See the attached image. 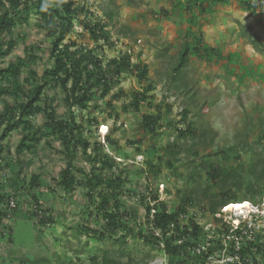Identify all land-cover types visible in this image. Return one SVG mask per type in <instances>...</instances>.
Listing matches in <instances>:
<instances>
[{
  "label": "rangeland",
  "instance_id": "374dc122",
  "mask_svg": "<svg viewBox=\"0 0 264 264\" xmlns=\"http://www.w3.org/2000/svg\"><path fill=\"white\" fill-rule=\"evenodd\" d=\"M260 1L257 2L262 4L261 9L253 13L244 9V0H84L83 3L94 12L91 21L107 22L105 12H115L112 24L107 27L115 45H105L99 49V45L93 43L78 21L74 23L67 42L92 49L103 64L127 55L133 64L147 65L149 80L155 88L150 95L154 97L150 98V105H142L138 112L128 109L133 93L145 85V80L140 82L132 73L122 74L112 92L91 103L86 110L68 109L57 89L49 90V96L55 98L59 114L72 113L77 120L83 119L84 134L91 143L105 142L104 136H111L117 142V150L106 144L104 150L116 157L118 169H113L115 174L119 169H126L124 194L120 201L123 203L122 209L135 217L134 221L132 218L128 220L130 226L143 221L141 196L150 190L152 193L157 191L170 210L192 189L203 190L210 185L207 195L218 192L217 186L206 179L210 163L228 168L242 162L248 168L257 154L264 157V54L258 53L249 44L251 35L258 36L264 42V0ZM79 18L81 20L82 16ZM37 23L38 17L32 14L27 23L18 25L12 35L4 38L14 40L16 44L6 57L0 59L2 67L31 53L37 56L34 63L22 68L21 79L28 76L29 69L36 70L37 77H40L44 69L52 64L48 57L50 43ZM200 38L208 51H200V54L189 57L186 66L179 69L184 74L180 85L184 89L176 88L170 72L177 61L180 46L186 41L194 45V40ZM29 47L35 49L26 50ZM186 85L188 88H185ZM114 95L118 98L110 108L106 102H111ZM2 100L12 101L5 96ZM184 108L190 110L187 121L193 127L210 130L207 138L213 135L215 138L216 146H210L208 140L207 144L197 146L199 154L194 160L188 153L192 136L178 139L177 130L187 128V122H179ZM150 114L160 115L158 126L151 133L141 126L142 116ZM86 116L94 117L95 122L86 123ZM31 121L38 127L43 117L36 116ZM19 139V132L13 131L1 143L0 184L5 185L4 191L14 190L20 185L23 187L17 194L19 209L11 220L4 222L5 233L0 232V254L8 255L12 249L11 257L14 258L2 257L0 264H72L77 259L83 264L93 254L100 255L103 249L118 250L120 247L125 254L123 262L132 258L131 264H142L150 250L149 244L144 241L130 236L125 245L119 246L112 239L101 241L83 231L81 227L85 225L94 229L103 228L104 225L97 218L94 205L84 196L83 189L68 193L54 183V178L65 166L59 153L60 143L54 142L52 149H49L44 137L35 151L18 158L15 147ZM241 141L248 144L245 150L227 153L230 146ZM173 144L181 149V154L175 160L167 151V147ZM218 151L220 153L216 155ZM88 152L92 153L91 150ZM223 152H226L225 156ZM75 161L79 167L89 170L90 164L80 151ZM167 161L172 167L167 165ZM147 163L160 164L159 172L155 175L146 173ZM237 170L246 181L249 180L245 170ZM35 173L42 175L40 188L24 192L30 176ZM17 183L20 185L16 186ZM32 192L39 198V204L49 210L47 214L53 223L48 226L39 227L30 215ZM238 197L240 201L235 202L245 200L248 208L253 205L248 201V195L238 193ZM207 199L194 194V205L188 207L189 215L205 230L216 225ZM263 203L264 194L259 206ZM237 214L233 210L222 213L221 217L224 222H232L231 219Z\"/></svg>",
  "mask_w": 264,
  "mask_h": 264
},
{
  "label": "trees",
  "instance_id": "16d2710c",
  "mask_svg": "<svg viewBox=\"0 0 264 264\" xmlns=\"http://www.w3.org/2000/svg\"><path fill=\"white\" fill-rule=\"evenodd\" d=\"M218 1L221 0H214V2ZM83 2L84 0H0V59L6 57L16 44L14 40H5L4 38L7 35H12L18 25L27 23L29 17L35 14L38 17L37 26L45 31L46 38L50 43L48 57L52 63L44 69L40 77H37L36 70L29 69L28 76L23 79H21L22 68H27L37 58L36 55H32L33 53L23 59L18 58L15 62L9 63L7 67H2L0 64V104H2L0 111V171L2 170L1 152L3 151L1 143L13 131H18L20 134V139L15 147V155L18 158L35 151L36 146L44 137L45 145L49 149H52L53 143L57 141L61 146L59 153L63 156L65 166L54 178V183L68 193L74 192L78 188L83 189L84 196L90 204L94 205L97 218L104 225L99 229L90 228L87 225L82 226L81 228L86 234L94 235L101 241L112 239L119 246L125 245L130 236L144 241L145 244H149L150 250L142 264H146V261L154 256L152 252L155 250L164 251L168 256L169 264H194L199 258L191 251L193 245L209 242L216 245L214 248L219 249L226 236L230 235V225L216 216L217 213H220L222 208L220 206L240 201L238 193H242L244 196L248 195V201L253 204L261 202L264 194V157L257 154L248 168L242 162L236 167L228 168L210 163L207 167L206 179L208 182L211 180L210 183L217 186L218 192L207 195L206 192L210 189V185L203 190L192 189L189 195L185 194L183 200L170 210L165 201L160 198L159 193L157 191L152 193L150 190L146 195L141 196L144 207L143 221L135 222L130 226L128 220L132 218L134 221L135 217L127 210L122 209L123 203L120 201V197L124 194L126 169H119L115 174L113 169L118 166L116 157L104 150L105 144L113 150H117V142L111 136H107L105 142L91 143L84 134L83 119L77 120L72 113L59 114L55 98L49 96V90L57 89L59 92H56L61 94L68 109L78 108L79 111H82L97 99H103L109 95L122 74L132 73L140 82L145 80L143 88L133 93L128 107V109L131 108L138 112L142 105L150 103V98L153 99L154 96L150 95V92L155 88L152 81L149 80L147 65L133 64L127 55L111 59L103 64L92 49H87L84 45H77L75 42H67L66 39L72 32L74 23L78 21L82 29L89 34L93 43L99 45V49L105 45H115L111 40L110 30L107 29L112 24V16L115 12L112 10L105 12V16L108 18L107 22L91 21L90 17L94 12H91V8ZM260 2L244 1L243 7L254 13L258 8L261 9ZM201 11L203 12L204 9L202 8ZM80 16H82L81 20ZM194 41V45L187 41L181 44L177 61L171 67L170 78L172 83L176 82L174 84L176 88L184 89L180 88L184 74L179 72V69L186 66L189 57L192 54H200V51H205V53L208 51L204 48L201 38ZM249 44L258 53L264 54V42L258 36H249ZM34 49V47H29L26 50L33 51ZM185 88H188V85ZM4 96L9 97L12 101H1ZM117 98L118 96H112L111 102H106V105L112 108V103ZM94 106L98 107L96 103ZM189 113L188 108L181 111L179 122L183 124L187 122V128L177 131L178 139L185 138L187 135L192 136V144L188 148V153L194 157V160L199 154L197 146L207 144V140L210 142V146L216 145L214 135L207 138L210 130H197L191 122L187 121ZM36 116L43 117V122L38 127L31 121ZM159 119V114L143 115L141 126L149 133L154 132ZM85 122L93 124L95 119L86 116ZM262 139H264V134ZM247 146L246 141L238 142V144L230 146L227 153H239V150H245ZM89 150L92 153H89ZM78 151L89 162L88 171L76 164ZM167 151L172 154L173 160L181 154V149H177L174 144L167 147ZM215 153L217 155L220 152ZM225 155L226 152H223V156ZM123 156L128 157L127 154H123ZM146 165L148 167L146 173L155 175L159 172L160 164L150 165L147 163ZM167 165L172 167L169 161H167ZM203 165L206 166V164ZM194 168L196 169V167ZM237 169L245 170L249 180L246 181ZM41 179L40 173L31 175L27 183L28 188H24V192L28 193L34 188H40ZM19 185V183L16 184V186ZM22 187L20 185L14 190L4 191L5 185L0 184V232L2 234L5 233L4 228L6 227L4 222L11 220L19 209L17 194ZM197 193L200 198L208 197V209L214 215L216 224L211 229L205 230L188 213V207L194 205L193 196ZM10 197H13L16 202L13 208L8 207ZM31 202L30 215L36 225L44 227L53 223V219L47 214L49 210L39 204L36 193H31ZM241 226L247 234H244L242 229L233 230L232 234L239 239L240 248L234 250L233 241H228V253L241 256V264H264L263 229L259 231L249 229L245 223ZM76 233L80 234L81 232L77 231ZM120 248L118 250L103 249L100 255L90 256L89 261L91 264H131L132 258L123 262L125 254L124 250ZM11 250L8 255L0 254V258H14L11 257ZM214 250H209V253Z\"/></svg>",
  "mask_w": 264,
  "mask_h": 264
},
{
  "label": "built area",
  "instance_id": "2783aa9c",
  "mask_svg": "<svg viewBox=\"0 0 264 264\" xmlns=\"http://www.w3.org/2000/svg\"><path fill=\"white\" fill-rule=\"evenodd\" d=\"M15 205H16V202L14 198L10 197L8 200V207L13 208L15 207ZM228 206L222 209V213L228 212V210H226ZM240 211H241L240 214L242 218L240 219L235 218L234 220H231L232 222H230L229 220H225V222L230 225V235L226 236L225 240H223V244L221 248L219 249L214 248L216 245L211 244L209 242L196 243L195 245L191 247L192 253L195 254L197 258H199L197 261L194 262V264H241V258H240L241 256H239L238 254L228 253V243H229L228 241H233L234 250H238L240 248L239 239L237 238V236L232 234V232L233 230H236V229H242L241 231L244 234H247L243 226H241L244 223L246 224L247 228L259 231L260 229H263L264 216L262 214H261L262 216L258 214L259 209L257 205H254V204L251 207L243 208V210H240ZM244 212H245V216L243 215ZM216 216L218 218H221L220 213H217ZM156 235H159V234L156 233ZM177 242L180 243L181 241H177ZM160 246L162 247V245ZM211 249L212 250L215 249V250L209 253L210 252L209 250ZM156 251L157 253L159 252V254L157 255L156 253L155 256L148 261L147 264H169L168 259H167L168 256L166 255V253H164V251H158V250ZM77 260H75L72 264H81ZM83 264H91V263L88 261L86 263L83 262Z\"/></svg>",
  "mask_w": 264,
  "mask_h": 264
},
{
  "label": "bare ground",
  "instance_id": "6f19581e",
  "mask_svg": "<svg viewBox=\"0 0 264 264\" xmlns=\"http://www.w3.org/2000/svg\"><path fill=\"white\" fill-rule=\"evenodd\" d=\"M103 129V128H102ZM230 205L227 207L226 210L228 211H236L239 215L241 213L240 210H243V208H247L248 207V202L247 201H242V202H233L232 204L229 203ZM237 204V205H236ZM228 205V204H227ZM238 205H245V206H242V207H235V206H238ZM231 206V207H230ZM239 211V212H238Z\"/></svg>",
  "mask_w": 264,
  "mask_h": 264
},
{
  "label": "clouds",
  "instance_id": "9594fccd",
  "mask_svg": "<svg viewBox=\"0 0 264 264\" xmlns=\"http://www.w3.org/2000/svg\"><path fill=\"white\" fill-rule=\"evenodd\" d=\"M102 128V127H101ZM105 138V136L103 137V139ZM261 203V202H260ZM259 203V204H260ZM232 204V203H231ZM253 204V203H252ZM259 204H254V205H257V207H259L258 209H259V212H258V214L259 215H263L264 216V203H263V205L262 206H259ZM228 205H230V204H228ZM228 205H225V206H223L221 209H220V214H222V209L224 208V207H226V206H228ZM254 214H256V213H254ZM261 215V216H262ZM222 218V217H221ZM235 218H238V219H240V218H242V216H241V214H239V215H236V217ZM235 218H233V219H231V220H234ZM223 219V218H222ZM156 251V250H155ZM154 251V252H155ZM153 252V253H154ZM154 256H155V254H154ZM154 256H152L151 258H153ZM150 258V259H151ZM150 259H148L147 261H146V264L148 263V261L150 260ZM168 259V258H167ZM169 263V262H168Z\"/></svg>",
  "mask_w": 264,
  "mask_h": 264
},
{
  "label": "snow or ice",
  "instance_id": "6c2138e0",
  "mask_svg": "<svg viewBox=\"0 0 264 264\" xmlns=\"http://www.w3.org/2000/svg\"><path fill=\"white\" fill-rule=\"evenodd\" d=\"M242 206H245V205H238V206H235V207H242ZM231 207V206H230Z\"/></svg>",
  "mask_w": 264,
  "mask_h": 264
},
{
  "label": "crops",
  "instance_id": "0c3cea01",
  "mask_svg": "<svg viewBox=\"0 0 264 264\" xmlns=\"http://www.w3.org/2000/svg\"><path fill=\"white\" fill-rule=\"evenodd\" d=\"M244 1H246V0H244ZM248 1V0H247ZM252 1H258V0H252ZM260 1V0H259ZM257 13V12H256Z\"/></svg>",
  "mask_w": 264,
  "mask_h": 264
}]
</instances>
